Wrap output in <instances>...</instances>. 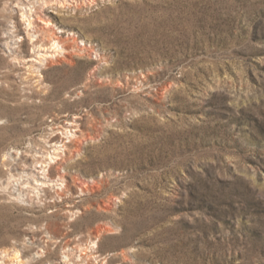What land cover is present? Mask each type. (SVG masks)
<instances>
[{
	"label": "rangeland",
	"instance_id": "obj_1",
	"mask_svg": "<svg viewBox=\"0 0 264 264\" xmlns=\"http://www.w3.org/2000/svg\"><path fill=\"white\" fill-rule=\"evenodd\" d=\"M18 1L0 0L7 264H264V0H51L37 40ZM52 32L71 47L45 66ZM49 135L70 196L18 195Z\"/></svg>",
	"mask_w": 264,
	"mask_h": 264
},
{
	"label": "bare ground",
	"instance_id": "obj_2",
	"mask_svg": "<svg viewBox=\"0 0 264 264\" xmlns=\"http://www.w3.org/2000/svg\"><path fill=\"white\" fill-rule=\"evenodd\" d=\"M50 1L51 0H42V3L40 4V6H38V8L34 7L33 12H31L33 8L32 7L27 8V4L24 1L19 0L18 2H16L17 5L21 9V16L23 18V21L26 22V28H27L26 34L30 37L35 36L36 40L38 39V36L40 35L39 31H44L45 28L52 29L51 26L49 25V24H51V21L49 19H44L42 17V15L40 13H38V11H40L41 13L46 15L44 5L47 3H50ZM57 1L60 3V6H61V3L63 0H57ZM63 5L64 4H62V6ZM28 6H30V5H28ZM28 10H30V11H28ZM32 15H35L36 17L34 18ZM36 20L43 21L45 23L44 26L39 27L38 24L36 25V23H35ZM31 27H33V28H31ZM37 27H38V29H37ZM55 29H56V32H60V33L65 31L64 29H62L59 26H56ZM30 32H32V34H30ZM56 32H52L49 34L50 36H49V38L47 37L48 38L47 43H40V44L36 45L38 47V51H35L37 53V56H35L34 59L41 62L42 64H45V66L47 64L53 63L55 60L54 58H56L57 55L61 54V52H67L68 47H71V45L68 42V38H64L61 34L60 35L56 34ZM28 60H30V58ZM32 60H33V58H32ZM72 123H74V122H72ZM63 129H65V131L61 130V133H66L68 138H70L72 135L77 136L76 133L73 132V131H75V129L72 130L71 128L68 129L65 127ZM58 131H60V130H58ZM54 132H56V130L52 129L51 135ZM51 135H49L47 138L44 139L43 144L38 145L35 143L33 145L35 147V148L33 147V152H35V153L32 154L33 153L32 152L31 154L34 155L33 156L34 157V160H33L34 168L29 169V171H26L24 175H21L22 177L23 176H25V177L22 179L23 181L19 182L18 195H24V194L28 195L29 191H33L36 193V195L39 196V194H41L42 191H45V187H54V186L58 185V186H60L59 190L56 189V194L58 196H63L65 198L70 196V194H69L70 189L68 188V185L65 182L66 181L65 171L62 169V164H61V161H62L61 159L63 157L60 156V152H63V150L66 149V147H67L66 142L68 140L63 141V139H61L62 143L58 144L57 141H53L50 138ZM53 135H55V134H53ZM48 144L50 147H52V150L46 149V145H48ZM79 144H77L74 148L75 153L80 151ZM61 147H63V149H61ZM5 158L6 157H4V159ZM52 164L57 165V170H58L57 179H53L51 177L50 169L52 167ZM10 176L12 178L13 174H11ZM58 181H60V183ZM79 182H81V186H80L81 191L88 189V188H85V189L83 188V187H87V185H88L86 180L79 181ZM92 182H93V180H92ZM93 184L91 185L92 189L94 188ZM26 187H29L30 189L25 190ZM97 229L98 230L95 231L94 238L99 236V234H100V227ZM93 243L96 244L94 240H93ZM81 252L84 253L85 250H83ZM88 255L84 256L83 259L87 258ZM8 256H9V251H7V249L0 250V264H7L6 259ZM63 257H64L63 261L61 260L57 264H74L73 261L71 260L72 257L70 255V252H64ZM10 258H11L10 263H8V264H21L22 258L20 257L19 249H15V251L12 253Z\"/></svg>",
	"mask_w": 264,
	"mask_h": 264
}]
</instances>
